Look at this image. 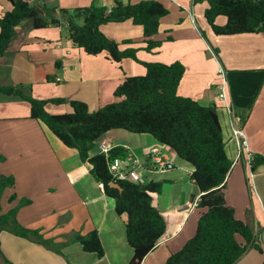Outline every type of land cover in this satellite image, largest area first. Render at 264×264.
<instances>
[{
    "label": "crops",
    "instance_id": "0c3cea01",
    "mask_svg": "<svg viewBox=\"0 0 264 264\" xmlns=\"http://www.w3.org/2000/svg\"><path fill=\"white\" fill-rule=\"evenodd\" d=\"M124 1L135 4L146 0ZM153 1L169 12L159 21L153 40L160 41L161 46L153 52L143 49L142 27L130 20L104 24L100 31L118 44L130 41V45L120 48L137 49L136 57L141 62L181 63L184 75L177 94L202 106L216 107L226 156L231 162L224 199L236 219L252 231L260 247V251L248 249L236 264H264V165L250 172L246 158H236L237 145L231 134V127L238 125L245 134L249 154L264 156V33L217 36L204 19L205 0L199 4H193V0ZM113 2L29 0L42 15L44 10L52 9L92 5L111 8ZM10 9L9 0H0V14ZM59 20L58 27L35 29L27 20L16 28V38L0 57V86L22 84L30 87L31 95L38 100L64 99L65 103L45 106L48 114L61 115L71 112L69 101L84 102L94 112L116 100L113 92L125 78L145 74V68L131 59L116 64L105 53L90 56L74 47L65 23ZM215 23L222 26L226 19L218 17ZM219 68L225 73V100L218 98L222 82ZM101 143L121 147L126 156L141 162L146 161L151 148H158L173 163L170 171L141 172L144 183H162L160 193L152 194V205L166 224L164 234L141 264H164L193 237L202 213L196 207L198 188L190 179L193 167L148 134L111 130L95 143L91 156L101 152ZM89 169L76 150L65 147L43 124L30 118L27 102L0 95V175L14 180V186L6 188L1 196L0 215L16 207L20 200L29 201L17 209L16 220L23 227L38 230L44 240H51V248L61 249L56 253L1 231L0 264L3 258L11 264L130 262L133 250L126 241V217L116 214L114 201L105 196ZM13 194L16 199L9 202ZM93 230L98 232L104 249L100 259L83 252L78 243H66L75 233L85 235Z\"/></svg>",
    "mask_w": 264,
    "mask_h": 264
},
{
    "label": "trees",
    "instance_id": "16d2710c",
    "mask_svg": "<svg viewBox=\"0 0 264 264\" xmlns=\"http://www.w3.org/2000/svg\"><path fill=\"white\" fill-rule=\"evenodd\" d=\"M9 1L11 9L0 14V57L7 53L17 36L16 28L23 21L29 20L35 29H40L58 27L61 19L72 45L87 55L105 53L116 64L131 59L145 68L143 76L125 78L113 92L116 100L94 112H90L84 102L69 101L70 113L50 115L45 110L47 103L61 104L66 100H38L31 95L30 87L22 84L0 86V95L27 102L30 118L43 124L65 147L76 150L80 161L90 166L89 172L101 184L105 196L114 201L116 214L126 217V241L133 250L128 264H141L164 234L165 220L152 205V194L160 193L162 183L141 184L113 179L108 161L126 157L124 149L113 147L108 157L102 152L90 155L95 143L111 130L148 134L193 167L190 179L198 188L196 207L202 213L193 237L179 251L171 254L164 264H236L248 249L260 251L252 231L236 219L234 210L224 199L223 188L231 162L226 156L216 107L202 106L177 94L184 75L181 63L141 62L136 57L137 49L120 48L121 45H130V41L118 44L100 31V26L104 24L130 20L133 25L142 27L143 49L151 53L161 46V42L153 40V37L158 33L160 19L169 13L161 3L146 0L132 4L114 0L111 8L92 5L72 10L52 9L44 10L42 15L29 0ZM201 1L193 0V4ZM205 1L204 19L215 35L264 33V1ZM218 17H224L226 23L217 25L215 20ZM263 165V155L253 156L250 172ZM112 182L117 183L119 188L111 187ZM13 186L11 176L0 175V199L4 190ZM15 199L13 194L8 201ZM28 203L27 200H20L16 207L0 215V232L8 231L61 253L60 247L51 248V240H44L38 230L23 227L16 220L17 209ZM238 237L242 242H238ZM72 242L98 259L104 256L96 230L85 235L75 233L66 243ZM3 264L11 263L3 258Z\"/></svg>",
    "mask_w": 264,
    "mask_h": 264
},
{
    "label": "built area",
    "instance_id": "2783aa9c",
    "mask_svg": "<svg viewBox=\"0 0 264 264\" xmlns=\"http://www.w3.org/2000/svg\"><path fill=\"white\" fill-rule=\"evenodd\" d=\"M218 72L222 79L221 84L218 86L220 90L218 98L220 100H225V73L222 68H219ZM56 81H59V79L57 78ZM226 108L228 111H230L229 105H226ZM231 134L237 145L236 158L244 156L250 169L252 156L249 154L244 132L238 125H236L231 127ZM99 148L101 152L107 157L108 152L112 149L106 146L104 143H101ZM173 168V163L158 148H151L147 152L145 162H141L137 157L134 156H126L124 158L116 157L108 161V170L113 179L141 184H144L141 172L145 171L146 169L156 172H166L172 170Z\"/></svg>",
    "mask_w": 264,
    "mask_h": 264
},
{
    "label": "water",
    "instance_id": "95a60500",
    "mask_svg": "<svg viewBox=\"0 0 264 264\" xmlns=\"http://www.w3.org/2000/svg\"><path fill=\"white\" fill-rule=\"evenodd\" d=\"M110 186H111V187H115V188H119V185H118L117 183H115V182H112V183L110 184Z\"/></svg>",
    "mask_w": 264,
    "mask_h": 264
},
{
    "label": "rangeland",
    "instance_id": "374dc122",
    "mask_svg": "<svg viewBox=\"0 0 264 264\" xmlns=\"http://www.w3.org/2000/svg\"><path fill=\"white\" fill-rule=\"evenodd\" d=\"M196 4H199V3H196ZM26 21H27V20H25L24 23H25ZM94 150H95V147H94L93 151H94ZM257 168H258V167H257ZM237 240H238V242H240V238H239V237L237 238Z\"/></svg>",
    "mask_w": 264,
    "mask_h": 264
}]
</instances>
